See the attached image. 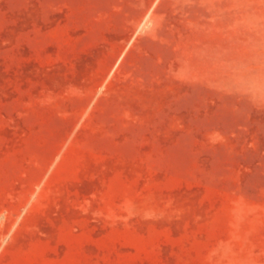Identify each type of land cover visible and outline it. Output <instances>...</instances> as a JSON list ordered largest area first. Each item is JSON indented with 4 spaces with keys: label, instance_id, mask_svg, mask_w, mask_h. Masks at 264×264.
<instances>
[{
    "label": "rangeland",
    "instance_id": "obj_1",
    "mask_svg": "<svg viewBox=\"0 0 264 264\" xmlns=\"http://www.w3.org/2000/svg\"><path fill=\"white\" fill-rule=\"evenodd\" d=\"M104 96L139 128L73 179ZM0 264H264V0H0Z\"/></svg>",
    "mask_w": 264,
    "mask_h": 264
},
{
    "label": "crops",
    "instance_id": "obj_2",
    "mask_svg": "<svg viewBox=\"0 0 264 264\" xmlns=\"http://www.w3.org/2000/svg\"><path fill=\"white\" fill-rule=\"evenodd\" d=\"M59 101L63 104V109L67 111L65 112L67 115L62 112L60 119L71 124L72 128L76 127L70 145L71 148L75 151H83V156L89 158L85 162V167L81 171L82 173L79 167H77L75 170L76 176L72 178L76 180L99 179L100 168L104 164L102 159L107 157L111 158L110 164L115 167L116 171L118 165L116 159L117 150L122 149L125 142V134L132 132L134 128L136 131L139 128L138 125L124 124L123 114H118V110L122 108L121 103L105 96L97 98L92 102L85 100L82 106H79L70 97ZM88 106L89 111L83 121L80 122L82 116L80 107L84 109ZM103 150H108V152H104ZM59 165L61 167L69 166V158H63ZM117 175V172H115L114 176L109 179L123 178L122 172L119 177Z\"/></svg>",
    "mask_w": 264,
    "mask_h": 264
}]
</instances>
